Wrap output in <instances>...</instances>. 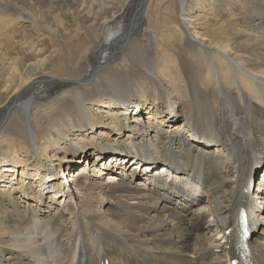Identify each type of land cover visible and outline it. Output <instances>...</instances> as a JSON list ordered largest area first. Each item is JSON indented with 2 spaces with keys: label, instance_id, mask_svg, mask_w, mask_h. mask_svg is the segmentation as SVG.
Returning <instances> with one entry per match:
<instances>
[{
  "label": "bare ground",
  "instance_id": "obj_1",
  "mask_svg": "<svg viewBox=\"0 0 264 264\" xmlns=\"http://www.w3.org/2000/svg\"><path fill=\"white\" fill-rule=\"evenodd\" d=\"M241 207L264 264V0H0V264H230Z\"/></svg>",
  "mask_w": 264,
  "mask_h": 264
},
{
  "label": "rangeland",
  "instance_id": "obj_2",
  "mask_svg": "<svg viewBox=\"0 0 264 264\" xmlns=\"http://www.w3.org/2000/svg\"><path fill=\"white\" fill-rule=\"evenodd\" d=\"M140 167L142 168V170H143V171H142V170L138 171V172H139V174H142V173L144 174V173H147V172H149L148 168H147V170L144 168L145 166H143V165H140ZM158 168H160V167H158ZM144 169H145V170H144ZM160 171H161V170H160ZM260 171H261V170H260ZM140 172H141V173H140ZM154 172H158V170H157V169H155V170H153V173H154ZM58 174H59V173H58ZM58 174H57V173L55 174V175L57 176V177H56L57 179H58V178H60V177H58V176H59ZM52 175H53V174H52ZM162 175H166V172L164 171V172L162 173ZM69 177H70V176H69ZM164 178H167V177H166V176H164ZM257 178H258V179H261V178H262V175H260V176H259V177H257ZM63 181H64V180H63ZM65 182H66V181H65ZM69 183H70V182H69ZM65 184H67V182H66ZM184 184H185V187H187V186H188V185H187V182H184ZM65 186H68V184H67V185H65ZM189 186H190V185H189ZM67 188H70V189H71L70 193H67V194H65L66 196H68V197H69V196L73 195V192H72V190H73V189H72L71 187H69V186H68ZM188 188H193V189H195V188H197V187L193 185V187H191V186H190V187H188ZM256 188H257V185H256V187H255V192H254V193H256V192H257ZM253 197H254V196H253ZM67 200H68V201H70V200H71V198H68ZM73 200H74V199H73Z\"/></svg>",
  "mask_w": 264,
  "mask_h": 264
}]
</instances>
